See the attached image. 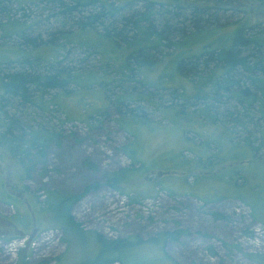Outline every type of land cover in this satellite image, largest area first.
<instances>
[{"label":"trees","instance_id":"trees-1","mask_svg":"<svg viewBox=\"0 0 264 264\" xmlns=\"http://www.w3.org/2000/svg\"><path fill=\"white\" fill-rule=\"evenodd\" d=\"M34 1L37 0H0V41L13 43L14 54L8 60H0V70L8 64H16L11 71L4 69L0 73V147L22 164L21 176L30 177L32 167L27 162L44 157L51 142L60 143L62 132L42 123L31 124L32 119L22 120L16 112L22 107L62 108L64 97H80L82 92L87 93L80 99L83 105L86 101L95 104L98 100L100 107L94 109L95 114H105L108 106L114 104L122 115L119 122L131 117L138 119L133 124L144 123V129L148 131L165 125L180 128V142L186 145L179 150H162L153 161L141 158L143 148L135 149L136 138L124 147L131 166L107 178L108 183L121 192H124L121 184L139 170L134 169L137 164H140L141 173L158 168L170 176L173 171L178 172V166L179 169H201L211 174L224 171L225 176L234 177V184L238 186L239 180H244V173L227 171V157L241 162L264 159V124L259 123L264 121V30L247 35L242 27L230 40L223 36L215 38L221 25L205 28V23L210 22L209 17H214L210 16L207 7H194L188 11L176 2L141 0V8L135 6L128 13L133 6L132 0H38L49 4L44 7L50 10L46 15L48 22L52 17L62 16L73 20L71 26L77 28L65 30L62 27L43 37V33L34 32L32 24L28 25L16 15L20 8L22 15L28 16L24 6ZM59 42L63 46L85 47L88 55L99 56L101 65L85 69L61 64L55 58ZM44 48L54 50V54H43ZM155 68L160 71L152 78L150 74ZM177 79L182 82L177 83ZM150 89L162 90L169 98L161 104L156 103ZM49 95L50 99H47ZM138 102L156 105L168 124L149 119L145 110L129 109L131 104ZM124 106L128 108L126 111ZM85 114L90 116L87 111ZM257 114L261 120L253 121ZM190 134L194 137L190 138ZM165 151L172 153L165 159L166 165H157L155 160L163 157ZM192 176L198 183L197 177L201 175L193 173ZM168 185L161 181L163 189L168 190ZM94 187L97 183L89 185L87 190ZM27 188L24 185L22 193L26 194ZM2 193L5 201L14 200L12 204L19 214L12 221L23 229L29 231L33 222L48 213L58 221L56 226L66 233L77 239L91 238L90 256L78 264H175L166 253L162 255L164 241L169 237L176 239L181 230L158 234L147 240L148 247L139 237L110 238L76 224L72 205L82 195L50 190L43 201L28 202V206L29 203L32 205L31 210L25 206L27 201L5 190ZM222 197L238 198L219 196ZM239 199L253 206L245 199ZM217 214L214 213L216 217L224 218ZM256 219L264 222L258 216ZM151 247L155 255L149 253ZM248 257L264 264V255Z\"/></svg>","mask_w":264,"mask_h":264},{"label":"rangeland","instance_id":"rangeland-1","mask_svg":"<svg viewBox=\"0 0 264 264\" xmlns=\"http://www.w3.org/2000/svg\"><path fill=\"white\" fill-rule=\"evenodd\" d=\"M159 1L176 2L188 11L194 7H207L210 16L214 17H209L210 22L205 23V28L213 29L221 25L215 38L223 36L230 40L242 27L247 35L264 30V0H233L226 3L216 0ZM48 5L45 1L29 2L24 6L28 16H23L20 8H17L16 15L28 25L32 24L34 32L43 33V37L56 33L62 27L65 30L77 29L71 26L73 20L62 16H58V19L52 17L48 22L46 15L50 10L44 8ZM131 5L128 13L135 6L140 9L141 0H132ZM74 15L78 16L77 13ZM45 29L47 32H42ZM91 42H94V37H91ZM12 44L0 41V60L14 56ZM58 47L55 58L63 65L82 66L85 69L101 65L99 56L88 55L85 47L77 44L63 46L60 42ZM42 53L50 55L54 54V50L51 52L44 48ZM15 67L16 64H8L1 68L0 73ZM159 71V68H155L150 77H156ZM177 81L182 82L180 79ZM150 91L154 93L156 103L161 104L169 98L162 90ZM78 96L64 97L62 108L50 106L41 110L39 107H22L16 112L22 120L32 119L31 124L42 123L61 130L62 137L60 143H50L44 157L27 162L32 169L30 177L25 178L21 176L23 166L18 159L0 147V264H78L90 256L92 242L91 238L77 239L73 234L66 233L62 227L56 226L58 221L48 213L33 222L29 231L23 229L19 223L12 221L19 212L12 204L14 200L8 202L3 199V190L27 201L25 206L31 210L32 205L29 203L28 206V202L43 201L50 190L82 195L72 205L76 224L110 238L139 237L148 247L150 244L147 240L158 234L181 230L176 239L169 237L164 241L162 255L166 253L175 264H260L248 255H264V222L256 219L258 216L264 221V159H244L241 162L227 157V171L244 173V180H239L238 186L234 184V177L225 176L224 171L211 174L201 169H179L178 166V172L173 171L170 176L158 168L141 173L140 164H137L134 169L139 170L121 184L124 191L121 192L110 185L107 178L131 166L124 147L136 138L135 149L139 151L140 147L143 148L141 158L153 161L162 150H179L186 145L180 142V128L165 125L148 131L144 129V123L133 124L138 119L131 117L119 122L122 115L114 104L108 106L107 111L103 112L105 114L98 115L95 114L100 107L98 100L95 104L86 101V105H83L80 99L87 93L82 92ZM47 99H50V95ZM131 107L137 108L138 112L145 110L146 116L153 121L162 120V124H168L156 105L138 102L131 104L129 109ZM127 109L123 107V110ZM92 110L94 113H91ZM86 111L90 116H86ZM256 120H261L258 114L253 118V121ZM259 123L264 124V121ZM188 136L194 137L193 134ZM164 154L155 160L157 165H166L165 159L172 153L165 151ZM193 173L201 175L197 177L198 183L194 182ZM161 181L164 185L170 183L168 190L160 186ZM95 183L97 187L87 190L89 185ZM24 185L28 187L26 194L22 193ZM224 195L238 198H219ZM239 198L250 202L255 211L253 206ZM8 200L11 201L10 198ZM214 213L224 215V218L216 217ZM148 251L156 254L152 247Z\"/></svg>","mask_w":264,"mask_h":264},{"label":"bare ground","instance_id":"bare-ground-1","mask_svg":"<svg viewBox=\"0 0 264 264\" xmlns=\"http://www.w3.org/2000/svg\"><path fill=\"white\" fill-rule=\"evenodd\" d=\"M138 100V99H137ZM254 254V253H253Z\"/></svg>","mask_w":264,"mask_h":264}]
</instances>
